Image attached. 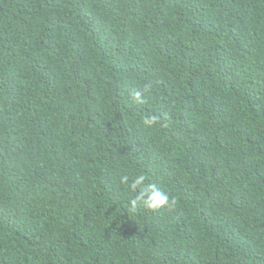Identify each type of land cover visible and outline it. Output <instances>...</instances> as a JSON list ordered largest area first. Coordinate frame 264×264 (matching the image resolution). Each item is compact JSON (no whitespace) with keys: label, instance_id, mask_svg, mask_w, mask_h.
Here are the masks:
<instances>
[{"label":"trees","instance_id":"16d2710c","mask_svg":"<svg viewBox=\"0 0 264 264\" xmlns=\"http://www.w3.org/2000/svg\"><path fill=\"white\" fill-rule=\"evenodd\" d=\"M0 264H264V0H0Z\"/></svg>","mask_w":264,"mask_h":264},{"label":"clouds","instance_id":"9594fccd","mask_svg":"<svg viewBox=\"0 0 264 264\" xmlns=\"http://www.w3.org/2000/svg\"><path fill=\"white\" fill-rule=\"evenodd\" d=\"M136 95H137V98H139L140 94L137 93ZM152 122L153 120L146 121V123L148 124H151ZM144 178L146 181V190L150 197L143 204L147 208H150V212H160L163 210H171L172 215H179L182 212L181 200L180 199L177 200V197L173 195L167 188H165L160 183L151 181L145 176L144 177L140 176L136 180V183H134L131 187L135 189L138 185L142 183ZM122 182H126V178H124Z\"/></svg>","mask_w":264,"mask_h":264}]
</instances>
